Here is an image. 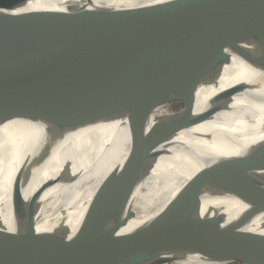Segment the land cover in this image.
Instances as JSON below:
<instances>
[{"label": "bare ground", "instance_id": "6f19581e", "mask_svg": "<svg viewBox=\"0 0 264 264\" xmlns=\"http://www.w3.org/2000/svg\"><path fill=\"white\" fill-rule=\"evenodd\" d=\"M181 1L190 0H29L15 13L20 25L70 29L108 23L92 18L101 11L128 18ZM239 1L213 0L187 14ZM258 74L230 54L219 76L192 92L128 90L87 104L74 118L98 113L95 120L73 119L66 124H59L49 112L73 103L0 95V184L17 174L37 172L16 199L11 193L0 195V226L13 231L28 225L38 234L68 241L107 225L128 206L136 211L131 223L148 220L177 194L199 197L202 215L221 214L226 222L254 207L264 209V195L252 193L255 185L264 190V166L257 164L264 155V101L243 93L216 105L212 101L238 83L254 81L258 91H264ZM182 96L192 99V108L173 112L172 103ZM202 113H206L202 121L179 127L186 118L196 119ZM234 161L246 162L240 180H248L252 189L240 194L250 198L230 189L235 181L221 188L208 179L209 168L222 167L227 173ZM198 182L205 186L197 187ZM256 218L245 229L264 234V211ZM0 264L26 263L0 245ZM109 264L260 262L257 255L224 251L155 230L135 239Z\"/></svg>", "mask_w": 264, "mask_h": 264}, {"label": "water", "instance_id": "95a60500", "mask_svg": "<svg viewBox=\"0 0 264 264\" xmlns=\"http://www.w3.org/2000/svg\"><path fill=\"white\" fill-rule=\"evenodd\" d=\"M27 1L0 0V95L73 103L49 112L59 124L72 121L87 104L128 90L192 92L215 80L229 63L230 54L259 70L257 79L264 83V0H242L190 14L187 12L213 0L181 1L118 21L70 29L17 24L20 15L15 10ZM238 93L264 101V91H258L252 81L216 94L213 104ZM177 101L192 99L182 96ZM205 116L188 117L179 127L197 124ZM97 117L98 113H91L72 122ZM244 163L232 162L227 173L222 167H211L208 179L221 188L235 181L230 189L248 197L240 194L252 189L248 180H240ZM257 164L264 166V155ZM196 186L205 185L198 182ZM21 188L20 183L12 186V200L22 194ZM255 191L264 195L256 185L252 193ZM262 211L254 207L226 222L221 214L202 215L199 197L177 194L148 220L131 223L136 211L128 206L107 225L68 241L38 234L28 225L13 231L0 226V245L26 264H109L135 239L160 230L220 250L257 255L264 264V234L245 229Z\"/></svg>", "mask_w": 264, "mask_h": 264}, {"label": "rangeland", "instance_id": "374dc122", "mask_svg": "<svg viewBox=\"0 0 264 264\" xmlns=\"http://www.w3.org/2000/svg\"><path fill=\"white\" fill-rule=\"evenodd\" d=\"M114 11H108V12H99L95 15V17H92L93 19H96L97 23L102 22H110V21H118L121 19H124L125 17L117 16L113 13ZM139 14H142L140 12ZM119 15V14H118ZM113 16L116 19H110V17ZM189 102V103H188ZM192 104L190 101H181V102H174L172 103V111L173 112H179L183 110L184 108L189 107ZM177 107V108H176ZM37 175V172L34 171L33 173H21L17 174L13 178H11L8 181L2 182L0 184V195H3L5 193H11L12 186L16 183H20L22 185V192L32 183V181L35 179Z\"/></svg>", "mask_w": 264, "mask_h": 264}, {"label": "snow or ice", "instance_id": "6c2138e0", "mask_svg": "<svg viewBox=\"0 0 264 264\" xmlns=\"http://www.w3.org/2000/svg\"><path fill=\"white\" fill-rule=\"evenodd\" d=\"M21 11H23V9H21Z\"/></svg>", "mask_w": 264, "mask_h": 264}]
</instances>
